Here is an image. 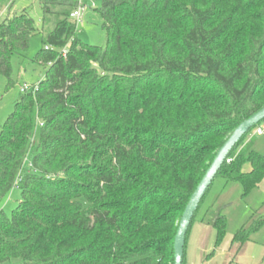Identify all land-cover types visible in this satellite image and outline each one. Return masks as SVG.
Instances as JSON below:
<instances>
[{
    "label": "trees",
    "instance_id": "trees-1",
    "mask_svg": "<svg viewBox=\"0 0 264 264\" xmlns=\"http://www.w3.org/2000/svg\"><path fill=\"white\" fill-rule=\"evenodd\" d=\"M92 1L104 46L79 38V0H39V25L26 10L0 23L9 85L12 59L53 25L33 59L45 77L0 131V201L21 193L11 215L0 212V264H174L190 198L233 132L264 109V0ZM14 3L0 0V14ZM263 122L216 177L244 197L264 182V155L246 143ZM263 227L251 219L233 244ZM226 228L219 216L216 247Z\"/></svg>",
    "mask_w": 264,
    "mask_h": 264
},
{
    "label": "rangeland",
    "instance_id": "rangeland-1",
    "mask_svg": "<svg viewBox=\"0 0 264 264\" xmlns=\"http://www.w3.org/2000/svg\"><path fill=\"white\" fill-rule=\"evenodd\" d=\"M14 7L9 13L7 9L0 14V23L8 16L28 11L37 25L44 18L39 0H14ZM95 7L99 3L94 2ZM92 6V5H91ZM93 9V7H91ZM91 11V10H90ZM88 11L83 24L78 25L79 38L88 45L104 46L106 36L102 30L101 20ZM55 22V18H52ZM53 25L46 26L43 34L31 40L27 53L12 59V83L0 76V131L15 109L20 99L21 89L26 85L30 91L45 77L46 68L33 62L36 54L44 47ZM264 130V122L261 124ZM255 141L253 150L264 155V134L257 136L255 132L246 140ZM250 168H246L248 172ZM21 201V193L14 189L10 195L0 201V212L11 215ZM264 182L249 196H243L242 186L237 182H227L216 178L206 199L201 205L187 237L184 264H264V227L251 235L250 241L242 248L233 244L235 235L252 219L264 218ZM219 216L226 219V237L220 247H216L217 235L214 223Z\"/></svg>",
    "mask_w": 264,
    "mask_h": 264
},
{
    "label": "water",
    "instance_id": "water-1",
    "mask_svg": "<svg viewBox=\"0 0 264 264\" xmlns=\"http://www.w3.org/2000/svg\"><path fill=\"white\" fill-rule=\"evenodd\" d=\"M264 121V109L256 113L250 119L241 123L238 128L229 137L223 147L218 151L215 159L205 173L195 192L182 215L179 222L178 231L174 241V264H184L186 239L191 227L193 218L198 211L207 192L213 185L220 169L226 162L229 154L235 146L253 129L255 126Z\"/></svg>",
    "mask_w": 264,
    "mask_h": 264
},
{
    "label": "built area",
    "instance_id": "built-area-1",
    "mask_svg": "<svg viewBox=\"0 0 264 264\" xmlns=\"http://www.w3.org/2000/svg\"><path fill=\"white\" fill-rule=\"evenodd\" d=\"M92 5V6H91ZM91 7H95V4L92 0H79V4H78V8L76 10H74L71 15L70 18L72 21H74L78 27V25L83 24L84 22V16L86 15V13L91 9ZM67 54V49H64L62 51V55L66 56ZM39 89V86L36 85L35 87L32 88V92L36 93ZM30 92L29 87H27L26 85L21 89V93H28ZM257 136H260L263 134V129H258L255 131ZM231 161L228 160L227 163H230Z\"/></svg>",
    "mask_w": 264,
    "mask_h": 264
},
{
    "label": "crops",
    "instance_id": "crops-1",
    "mask_svg": "<svg viewBox=\"0 0 264 264\" xmlns=\"http://www.w3.org/2000/svg\"><path fill=\"white\" fill-rule=\"evenodd\" d=\"M261 129H263V128H261ZM263 134H264V130H263ZM263 134H262V135H263Z\"/></svg>",
    "mask_w": 264,
    "mask_h": 264
}]
</instances>
